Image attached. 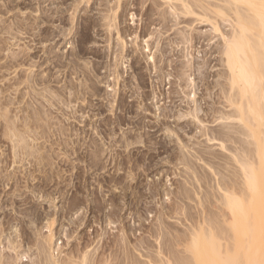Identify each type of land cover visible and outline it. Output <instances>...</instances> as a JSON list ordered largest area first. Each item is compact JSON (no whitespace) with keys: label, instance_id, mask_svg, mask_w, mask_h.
<instances>
[{"label":"rangeland","instance_id":"rangeland-1","mask_svg":"<svg viewBox=\"0 0 264 264\" xmlns=\"http://www.w3.org/2000/svg\"><path fill=\"white\" fill-rule=\"evenodd\" d=\"M153 1L0 0V264H198L197 234L248 250L225 195L264 214V160L219 35Z\"/></svg>","mask_w":264,"mask_h":264},{"label":"bare ground","instance_id":"bare-ground-1","mask_svg":"<svg viewBox=\"0 0 264 264\" xmlns=\"http://www.w3.org/2000/svg\"><path fill=\"white\" fill-rule=\"evenodd\" d=\"M145 1L146 0H144V2ZM155 2L153 1V3L157 4L159 7V9L156 7L155 10L158 9L160 15H162L160 17L158 16V18L162 17L164 19V17H167V15L164 16V14L171 11H165L163 4H166V7H170V9L173 10L172 15L175 17L174 20L185 19L187 22H189V20H195L200 23L207 22L211 26L209 30L215 34V36L210 35V40L216 37V35H219L218 40L216 38L215 40L219 41L217 43L222 44L220 53H222L224 57L223 63H225L226 67L225 72H227L228 75L227 79L224 78L228 80V98L230 99L228 100L234 105L232 106L235 109H232L237 112L235 114H237L236 116L240 121L236 119L241 123H239L241 129L245 127L241 131H247L246 133H242L248 134L247 136L253 139L256 146V160H264V0H160L158 2L156 0ZM159 11H156L155 14H159ZM152 14L150 13V15ZM190 15L194 18L191 19ZM168 18L169 16L165 19ZM171 18H173V16ZM150 19L149 17V21ZM164 22L162 23L165 24ZM173 24H175V22ZM223 24L228 25V28H230V30H228L229 32L223 30ZM190 30L193 31L192 29ZM184 32L186 33L189 31ZM200 34H202V32ZM194 38L197 39V37ZM207 40L209 41V39ZM162 42L165 43L163 40ZM215 45L216 44H214V46ZM207 62L208 61H206V63ZM222 87L221 90L223 89ZM227 87L225 86L226 89ZM224 92L221 93L224 94ZM226 93L225 95H227ZM223 97L226 100L225 96ZM230 112L232 113V111ZM229 116H231L230 113ZM243 161L244 162L241 161V166L244 171V177H246L245 183L251 188H254L258 176L255 166L248 160ZM225 197L229 199L227 207L231 210L232 214L229 224L233 237H235V234L238 232L240 235H246L249 240L248 250L243 254V258H240L237 253L225 252V250L221 248V244L214 238H209V241H205L202 245L199 240H196L200 238L202 234H197L194 237L192 236V248H189V250L193 254L197 253L198 264H260L257 255L259 250L256 244L258 242L262 243L260 222L264 221V214H259L256 221H253L251 225H249L250 220L247 217L239 222L238 213L241 212L242 209L245 210V207L241 208L239 205L240 200L234 196L233 193L225 195ZM80 261L81 262L78 264H85L84 261L86 260L84 259L83 263L82 260ZM89 264H91V262Z\"/></svg>","mask_w":264,"mask_h":264}]
</instances>
